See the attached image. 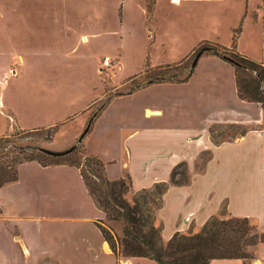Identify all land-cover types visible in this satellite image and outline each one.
Returning <instances> with one entry per match:
<instances>
[{"label": "crops", "instance_id": "0c3cea01", "mask_svg": "<svg viewBox=\"0 0 264 264\" xmlns=\"http://www.w3.org/2000/svg\"><path fill=\"white\" fill-rule=\"evenodd\" d=\"M237 27L238 49L261 60L264 0H156L152 12L146 0H0V137L14 123L71 120L80 130L103 95L104 64L132 61L133 74L115 75L122 81L147 63L181 60L206 39L231 46ZM228 124L243 130L216 140L213 127ZM73 139H58L56 149ZM83 142L109 178L130 175L136 191L168 182L157 211L166 240L222 209L255 219L264 232V108L240 97L234 66L216 54L201 55L186 81L115 94ZM181 163L187 182L171 179ZM104 217L80 167L24 160L17 178L0 185V264H160L117 256L98 224ZM256 248L249 261L209 264H264V240Z\"/></svg>", "mask_w": 264, "mask_h": 264}, {"label": "trees", "instance_id": "16d2710c", "mask_svg": "<svg viewBox=\"0 0 264 264\" xmlns=\"http://www.w3.org/2000/svg\"><path fill=\"white\" fill-rule=\"evenodd\" d=\"M156 0H146L147 9L152 12ZM240 27L234 31L233 43L226 46L215 40H203L184 58L174 62H167L158 65L147 63L144 69L135 76L141 78L128 92L153 82L161 81H186L192 75L195 65L194 60L203 54H216L230 62L235 68L237 88L240 97L256 101L264 108V57L261 60L255 59L237 47V37ZM134 76V77H135ZM110 100H106L101 107L93 114L89 125L91 126L94 117ZM90 129V127H89ZM88 129V130H89ZM85 135V134H84ZM83 135V136H84ZM6 135L0 137V146ZM81 136V140L83 139ZM80 140V141H81ZM82 148H81V145ZM75 144L73 149L64 155H51L35 146L39 153L51 158L43 161L38 156H31L27 159H37L43 164L67 163L80 167L88 191L93 196L97 205L102 208L107 218L124 219L126 223L124 236L118 238L122 254L127 256H149L160 264H209L215 257H243L247 252L242 250V243L254 244L264 240V232L249 235V228L245 225L249 221L247 216L231 215L229 219H219L217 216L210 217L200 231L185 233L176 231L166 242H163L160 229L151 225L148 229L147 221L140 216L142 207L139 202L130 203L125 193L132 188L130 175L111 179L106 174L105 162L95 155L88 154L85 145ZM81 156L85 155L88 165H92V171L98 178L97 185H94L87 177L82 168ZM26 159V160H27ZM172 171L171 179L177 180L178 167ZM17 178L15 174L4 179L0 185ZM154 186L159 188L162 195L168 187V182H158ZM105 238L111 244L114 252L118 255V246L115 235L106 229L102 219L98 222ZM247 264V263H245Z\"/></svg>", "mask_w": 264, "mask_h": 264}, {"label": "rangeland", "instance_id": "374dc122", "mask_svg": "<svg viewBox=\"0 0 264 264\" xmlns=\"http://www.w3.org/2000/svg\"><path fill=\"white\" fill-rule=\"evenodd\" d=\"M134 68L135 64L130 60H126L125 65H120L116 59L104 64L101 69L102 79L104 82L103 95L99 100L91 104L90 107L86 110V113L89 116V120L87 121L86 125L80 130H78L79 128L76 126V124H73L71 120H66L65 122L57 123L55 125L43 126L33 129L21 128L14 123V127L11 131H8L5 134L6 138L4 139L6 140H2V145L0 146V182L14 175L18 164L31 156H38L41 160L46 162L51 160L50 157L45 156L44 154L39 153L36 149H34L35 146L56 149V141L63 138L64 136L74 138L72 144L66 148L80 143L84 145L83 139L81 140V135L89 124L93 114L101 107V105L106 100H108L115 94L128 92L132 87L135 86V84L140 82L141 78L138 76H132L122 81L115 80V75L118 72L119 74L121 73L119 76L127 77L134 73ZM29 81V78H25L17 81L16 84L17 86H21L26 82L28 83ZM212 130L215 139L218 140L221 138H230L234 134L242 131L243 128L228 124L215 125ZM76 155L80 156V159L82 160V168L86 172L90 182H92L94 185H97L96 183L97 181L99 182V180L92 171L93 166L88 165L85 155L81 156V152ZM208 156L209 153L205 152L202 153V155L198 159V167L200 169H202L203 164ZM178 171L181 172L176 176L178 181L187 182L190 179L188 169L185 165L179 166ZM160 194L161 193L159 192V188L153 185L151 187L138 191L131 188L129 191H127V193H125V196L130 203L134 204L137 201L141 204L142 212L139 215L147 221V226L145 227V229H148L151 225H154L157 229H160L162 240L163 242H166L168 239H164L162 235V222L157 214L158 208L162 204V195ZM214 216H217L219 219H229L231 214L225 211V209H222V212L220 214ZM102 223L108 231L115 235L119 257L127 256L122 254L121 246L118 241V238L123 237L125 233L126 223L124 219H110L105 215V217L102 218ZM245 225L249 228V235L260 233L255 219L250 218L249 221L245 223ZM202 227L203 226L197 228L191 227L188 230L182 232H197L200 231ZM241 243L242 250L247 252V256H245L246 261L254 258L257 249L256 247L259 241L254 244H244L243 241H241Z\"/></svg>", "mask_w": 264, "mask_h": 264}, {"label": "water", "instance_id": "95a60500", "mask_svg": "<svg viewBox=\"0 0 264 264\" xmlns=\"http://www.w3.org/2000/svg\"><path fill=\"white\" fill-rule=\"evenodd\" d=\"M198 58H199V56H197L196 59L194 60V64H196ZM89 127H90V125L88 124L81 136H83L88 131ZM73 146L74 145H72L71 147L66 148V149H52L49 147H41V150L48 153V154H51V155H64V154L70 152L73 149Z\"/></svg>", "mask_w": 264, "mask_h": 264}]
</instances>
